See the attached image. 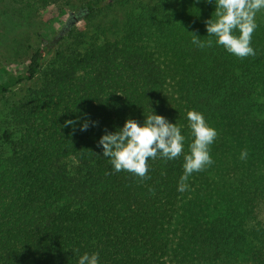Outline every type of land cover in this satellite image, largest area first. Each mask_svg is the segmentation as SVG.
I'll use <instances>...</instances> for the list:
<instances>
[{
  "label": "trees",
  "instance_id": "trees-1",
  "mask_svg": "<svg viewBox=\"0 0 264 264\" xmlns=\"http://www.w3.org/2000/svg\"><path fill=\"white\" fill-rule=\"evenodd\" d=\"M10 1L38 9L61 0ZM110 2L65 10L66 23ZM214 10V0H143L119 32L96 26L81 48H63L62 30L37 42L10 37L7 48L25 49L27 62L13 72L0 60V96L26 85L0 105V264H78L94 252L99 264H211L243 250L264 264V223L252 213L264 191V11L256 55L241 60L192 43V33L209 39ZM152 110L181 127L185 154L189 110L218 132L214 163L184 192L183 155L149 160L141 181L115 172L98 146L105 130L142 124Z\"/></svg>",
  "mask_w": 264,
  "mask_h": 264
},
{
  "label": "clouds",
  "instance_id": "clouds-1",
  "mask_svg": "<svg viewBox=\"0 0 264 264\" xmlns=\"http://www.w3.org/2000/svg\"><path fill=\"white\" fill-rule=\"evenodd\" d=\"M214 3L215 19L211 17L205 21L209 39L201 40L192 33V43L200 49L211 48L215 44L241 60L255 57L251 42L258 27L257 14L264 11V0H214ZM187 121L192 138L187 154L184 153L186 138L181 133V127L170 123L162 115L154 114L153 110L142 124L129 118L122 128L114 132L105 130L98 146H102V156L109 159L115 172H127L141 181L150 178L147 175L149 160L161 158L170 161L183 155V174L178 191L184 192L189 188V176L204 171L214 163L210 149L218 137V132L207 123L202 113L189 110ZM76 123V120H67L65 126H75ZM96 123L92 121L91 126H96ZM89 126V121L85 120L80 124V130L86 131ZM247 156V149L242 150L240 158L245 160ZM78 264H99V254L84 253L79 256Z\"/></svg>",
  "mask_w": 264,
  "mask_h": 264
},
{
  "label": "rangeland",
  "instance_id": "rangeland-1",
  "mask_svg": "<svg viewBox=\"0 0 264 264\" xmlns=\"http://www.w3.org/2000/svg\"><path fill=\"white\" fill-rule=\"evenodd\" d=\"M86 1L61 0L57 4L35 9V6L30 7L28 5L13 3L10 0H0V60L5 67L13 72L22 71L26 67L27 57L25 49L9 50L7 48V42L15 34H19L20 36L27 35L31 41L36 39L37 42V34L50 38L62 30L63 39L61 46L63 48L74 47L75 44H78L81 48L85 45L82 41L87 42L90 38L89 36L97 31L96 26L105 27L110 37L114 33L119 32L125 13L143 0H109L111 1L109 5L96 13L95 16L87 19L81 18L73 26L67 24V13H65V10L75 15L78 7ZM36 42H33V45ZM3 79L4 75L0 72V81ZM25 85L17 88H22ZM17 88L11 93L0 96L1 106H3L6 99H11L17 95ZM252 213L256 221L264 223V191L259 196L257 206L254 207ZM211 264H252V262L246 250H243L213 261Z\"/></svg>",
  "mask_w": 264,
  "mask_h": 264
}]
</instances>
